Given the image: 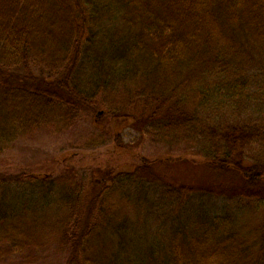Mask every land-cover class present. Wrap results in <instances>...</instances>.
<instances>
[{"label":"trees","instance_id":"16d2710c","mask_svg":"<svg viewBox=\"0 0 264 264\" xmlns=\"http://www.w3.org/2000/svg\"><path fill=\"white\" fill-rule=\"evenodd\" d=\"M89 118L113 166L0 173V262L264 264V0H0V152ZM125 127L196 157L129 152Z\"/></svg>","mask_w":264,"mask_h":264},{"label":"rangeland","instance_id":"374dc122","mask_svg":"<svg viewBox=\"0 0 264 264\" xmlns=\"http://www.w3.org/2000/svg\"><path fill=\"white\" fill-rule=\"evenodd\" d=\"M93 119H83L72 128L60 132H55L52 128L46 127V125L36 128L15 142L11 147L0 152V173L18 174L23 171H53L55 175H59L64 172L74 171L81 177L86 178L92 170L101 171L113 166L118 156L111 153L110 150L113 140L112 122L109 118L102 119L101 122L104 128L100 126L97 128ZM121 131L124 145L129 152L136 151L151 157L167 153L178 156L189 154L192 157H196L195 151L186 145L170 147L163 142L150 138V136L140 134L132 127H125ZM101 132L105 133V135L107 134L108 140L102 147V149L108 147L107 151H98L96 150L98 148H94L84 153L71 155L75 151H83L80 150L83 148V142L90 136ZM184 165L182 164L183 167ZM182 166L176 172L177 176L184 178ZM196 171L200 178L206 174L201 168ZM142 233L140 232L137 236H131L132 238L128 241L129 246L131 245L133 249L141 251L148 249L150 247L149 241ZM148 233L151 237L150 232ZM152 240L153 242L151 240L150 242L153 250H157L160 244L157 239L154 240L152 238ZM37 255L35 261H32V258L26 257V253L22 255L13 254L4 262H0V264H66L67 256L59 254L54 249L44 250Z\"/></svg>","mask_w":264,"mask_h":264}]
</instances>
